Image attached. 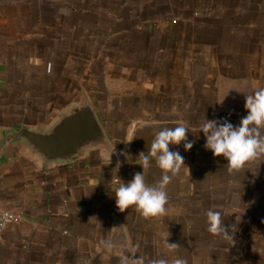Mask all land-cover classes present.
Here are the masks:
<instances>
[{
    "label": "crops",
    "instance_id": "obj_1",
    "mask_svg": "<svg viewBox=\"0 0 264 264\" xmlns=\"http://www.w3.org/2000/svg\"><path fill=\"white\" fill-rule=\"evenodd\" d=\"M259 88L264 0H0V205L21 218L0 264H264V155L231 169L200 132L205 118L238 125ZM80 100L111 160L94 150L45 171L17 148L1 153L6 135ZM177 125L194 146L170 145L185 165L167 173L165 214L119 210L114 193L143 171L139 153ZM164 175L153 159L145 181ZM209 209L227 236L208 231Z\"/></svg>",
    "mask_w": 264,
    "mask_h": 264
},
{
    "label": "clouds",
    "instance_id": "obj_2",
    "mask_svg": "<svg viewBox=\"0 0 264 264\" xmlns=\"http://www.w3.org/2000/svg\"><path fill=\"white\" fill-rule=\"evenodd\" d=\"M244 107L247 115L240 119L238 125H234L227 119L209 120L205 118L200 128L205 138V149L211 151L214 157H223L231 169H240L246 162L264 155V88H259L252 94L246 95ZM188 131L185 126L177 125L164 127L156 133L147 153H139L138 157L142 161L140 166L143 171L135 173L127 183L120 182L114 193L115 203L119 210H126L134 205L144 217L165 214L167 203L165 188L171 179L167 173L175 174L182 165H185L184 157L179 151H172L170 145L183 143L185 151L191 150L194 144L187 139ZM106 151L111 160L115 150L106 149ZM153 159L159 168L164 170L165 175L157 185L151 186L145 181V171L151 166ZM206 218L210 233L228 235L222 224L221 212L209 209ZM168 237L167 234H163L162 240L166 242L169 250L176 249L178 245L169 243ZM121 264H130V261L124 258ZM131 264H141V262L135 259L131 261ZM154 264H169V261L162 258ZM173 264H187V262L182 258H177Z\"/></svg>",
    "mask_w": 264,
    "mask_h": 264
},
{
    "label": "water",
    "instance_id": "obj_3",
    "mask_svg": "<svg viewBox=\"0 0 264 264\" xmlns=\"http://www.w3.org/2000/svg\"><path fill=\"white\" fill-rule=\"evenodd\" d=\"M12 148L48 171L69 166L94 150L106 152L109 145L90 105L80 100L43 126L23 127L6 135L1 153Z\"/></svg>",
    "mask_w": 264,
    "mask_h": 264
},
{
    "label": "built area",
    "instance_id": "obj_4",
    "mask_svg": "<svg viewBox=\"0 0 264 264\" xmlns=\"http://www.w3.org/2000/svg\"><path fill=\"white\" fill-rule=\"evenodd\" d=\"M21 218L12 211L6 210L0 205V242L3 234L13 225L18 224Z\"/></svg>",
    "mask_w": 264,
    "mask_h": 264
}]
</instances>
